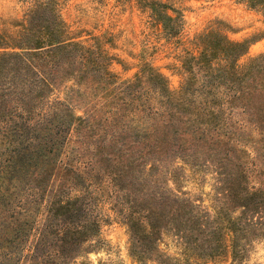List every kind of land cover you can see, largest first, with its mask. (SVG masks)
I'll return each mask as SVG.
<instances>
[{
	"label": "trees",
	"instance_id": "obj_1",
	"mask_svg": "<svg viewBox=\"0 0 264 264\" xmlns=\"http://www.w3.org/2000/svg\"><path fill=\"white\" fill-rule=\"evenodd\" d=\"M24 1L21 29L0 34V264H75L100 242L96 191L118 189L140 263L171 230L198 258L247 264L264 239V53L242 63L250 40L209 29L173 91L151 63L115 74L107 41L74 37L64 0ZM137 1L181 42L177 9ZM236 1L264 16V0ZM186 169L211 173L218 205L184 190Z\"/></svg>",
	"mask_w": 264,
	"mask_h": 264
},
{
	"label": "rangeland",
	"instance_id": "obj_2",
	"mask_svg": "<svg viewBox=\"0 0 264 264\" xmlns=\"http://www.w3.org/2000/svg\"><path fill=\"white\" fill-rule=\"evenodd\" d=\"M183 15L180 41H169L150 11L137 0H64L59 10L77 40L88 44L95 37L107 41L109 53L118 59L112 70L121 79L132 78L143 62L151 63L176 91L183 80L181 57L192 49L199 34L217 29L232 41L250 40L241 62L264 53V16L236 0H162ZM30 3L0 0V34L14 36L21 28ZM170 14H173L170 12ZM6 49H0L3 52ZM183 188L208 208L218 205L211 173H192L188 169ZM96 213L101 221L100 242L77 259L75 264H230L229 253L215 260L198 258L170 230H163L156 242L155 260L140 263L130 251V232L124 221V207L131 200L128 191H96ZM238 211L234 216L238 215ZM159 259V260H158ZM247 264H264V239L250 245Z\"/></svg>",
	"mask_w": 264,
	"mask_h": 264
}]
</instances>
